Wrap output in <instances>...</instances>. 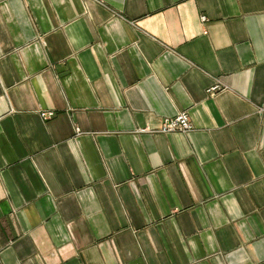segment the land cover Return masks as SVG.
Here are the masks:
<instances>
[{"label": "crops", "instance_id": "obj_1", "mask_svg": "<svg viewBox=\"0 0 264 264\" xmlns=\"http://www.w3.org/2000/svg\"><path fill=\"white\" fill-rule=\"evenodd\" d=\"M0 264H264V0H0Z\"/></svg>", "mask_w": 264, "mask_h": 264}, {"label": "built area", "instance_id": "obj_2", "mask_svg": "<svg viewBox=\"0 0 264 264\" xmlns=\"http://www.w3.org/2000/svg\"><path fill=\"white\" fill-rule=\"evenodd\" d=\"M217 90H220V88L216 87L212 89L211 92H215ZM52 116L53 114L43 115L44 118H51ZM193 130L194 127L191 123L189 115L187 113H181L173 119H166L163 123L162 128L157 132L161 134H168L173 132L190 133Z\"/></svg>", "mask_w": 264, "mask_h": 264}, {"label": "rangeland", "instance_id": "obj_3", "mask_svg": "<svg viewBox=\"0 0 264 264\" xmlns=\"http://www.w3.org/2000/svg\"><path fill=\"white\" fill-rule=\"evenodd\" d=\"M146 132V131H145Z\"/></svg>", "mask_w": 264, "mask_h": 264}]
</instances>
